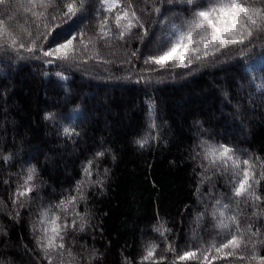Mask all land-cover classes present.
<instances>
[{"label": "trees", "instance_id": "1", "mask_svg": "<svg viewBox=\"0 0 264 264\" xmlns=\"http://www.w3.org/2000/svg\"><path fill=\"white\" fill-rule=\"evenodd\" d=\"M132 3L137 10L143 6V0ZM99 6L100 0H91V14L83 21L89 36L96 32L95 9ZM173 10L179 12L180 8ZM34 20L22 10L17 14V22L33 31ZM145 20L149 22L148 17ZM148 26L152 27L150 22ZM71 30L69 25L56 29ZM262 43L258 41L257 48ZM111 44L106 47L100 40L95 47L79 49L74 41L80 62L73 66L57 67L59 62L45 64L43 58L21 60L0 54V150L5 155L13 154L7 162L0 158V227L7 233H0V260L48 264L31 231L34 223L39 227V207L75 194L71 190L82 179V165L103 143L111 148L116 159L113 161L109 154L100 161L101 172L104 168L110 170L106 187L102 191L87 189V210L94 227L67 238L69 244L75 241L74 255L95 251L99 259L92 264H248L238 256L219 255L212 259L218 255L214 248L206 253L208 261L203 260L200 250L209 249L214 240L219 243L223 235H218L220 230L210 214L197 217L204 211L196 195L201 168L200 160L192 159L191 150L197 143L196 122L200 121L211 133L210 139L236 145L264 161L261 65L253 66L254 81L252 75L237 74L231 65L224 64L192 72L176 69V73L183 74L175 77L171 70L158 69L151 74L149 84L141 79L149 75L142 71L146 68L143 58H131V64L124 63L128 58L126 51L140 48L147 54L135 30L127 45L116 41ZM255 54L260 55L259 51ZM62 68L66 80L56 76ZM150 103L156 106L160 139L141 149L135 141L150 134ZM237 104L241 105L243 116L237 114ZM46 112H56L60 122L45 121ZM230 121L238 124L245 139L227 134ZM61 124H74L81 137L66 139L61 135ZM32 165L39 171V190L31 194L35 203L20 210L17 222L12 218L16 211L12 196ZM214 179L215 194L229 192L223 178ZM5 180L9 183L5 184ZM209 188L208 183L201 187L205 197ZM79 211L85 212L83 203ZM244 211L251 216L254 209ZM234 214L241 221L245 219L239 210H234ZM255 223L264 226V212ZM260 239L264 240V235ZM149 246L154 247L153 258L145 260ZM259 250L264 254V248ZM185 251L196 253L200 259L180 260ZM53 260H58L54 253ZM70 262L78 264L65 253L63 264Z\"/></svg>", "mask_w": 264, "mask_h": 264}, {"label": "snow or ice", "instance_id": "2", "mask_svg": "<svg viewBox=\"0 0 264 264\" xmlns=\"http://www.w3.org/2000/svg\"><path fill=\"white\" fill-rule=\"evenodd\" d=\"M90 3L91 0H0V7L3 8L0 11V54L21 60L43 58L45 64L59 62L57 67L60 64L73 66L80 62L74 41L78 42L79 49H87L89 45L95 47V42L100 40L104 41L106 47H111L112 41L127 45L135 30V36L147 54L140 48L126 51L128 58L124 63L131 64V58H143L146 68L142 71H147L149 75L141 79L149 84L151 74L158 69L171 70L175 77L183 74L176 73V69L192 72L194 69L229 64L237 74L252 75L253 81V66L259 64L264 70V43L257 48L258 41L264 42V0H143L139 10L132 0H100V6L95 9L98 23L93 36L85 32L87 25L83 23L91 14ZM177 6L179 12L173 10ZM20 10L35 18L32 21L35 31L17 22ZM145 17L149 18L151 28ZM64 25H69L72 30L56 31ZM41 27L43 31H40ZM157 31L159 35H156ZM256 51H259V56L255 54ZM64 72L62 68L56 76L66 80L68 77ZM260 91L264 96V88ZM224 95L228 97L227 92ZM76 107L78 109L79 106ZM234 108L238 115L243 116L240 104L234 105ZM155 111V104L150 103V134L135 141L141 149L160 139V124L156 123ZM44 119L60 122L56 112H46ZM196 124L197 143L191 151L192 159L200 160V182L196 195L204 205V211L198 213L197 217L210 214L216 222L215 227L220 230L218 235H223L219 243L214 240L209 249L200 250L203 260L208 261L206 253L214 248L218 255L212 256V259H217L219 255L238 256L240 260L248 261V264H264V254L259 250L264 248V240L260 239L264 235V226L258 227L255 223L256 218L264 212V161L236 145L210 139L211 133L203 128L202 123L197 121ZM61 127V135L66 139L78 140L82 135L74 124H61ZM109 154L114 161L116 156L111 148L101 143L94 155L82 165V179L76 181L71 190L75 194L70 193L55 203L40 205L39 227L34 223L31 231L37 249L43 259L48 260V264H63L65 253L78 264H92V261L99 259L95 251L87 254L82 251L74 255L72 248L75 241L69 244L67 238L94 227L90 224L91 217L87 210V189L102 191L106 187L110 170L104 168L101 172L100 161ZM12 155L2 154L0 150V158L6 162L12 159ZM38 175V168L32 165L27 168L22 182L17 184L12 196V204L16 209L13 220L18 222L20 210L35 203L31 194L39 190L36 184ZM216 177L226 181L228 193H214ZM4 183L8 184L9 181L5 180ZM204 183L210 185L207 197L201 192ZM82 203L85 206L84 213L79 211ZM247 208L254 209L251 216H247L244 211ZM234 210H239L245 219H238ZM0 233L7 235L2 227ZM153 252L154 247L149 246L143 259L151 260ZM53 253L58 260H53ZM190 258L200 259L192 251H185L179 257L182 261ZM0 264L13 262L0 260Z\"/></svg>", "mask_w": 264, "mask_h": 264}, {"label": "rangeland", "instance_id": "3", "mask_svg": "<svg viewBox=\"0 0 264 264\" xmlns=\"http://www.w3.org/2000/svg\"><path fill=\"white\" fill-rule=\"evenodd\" d=\"M159 34L160 33L157 31L156 32V35H159ZM230 126H231L230 127V132H228L227 134L234 135V136H238L241 139H245L246 138V136L244 134H242L241 132L238 131V124L237 123H234V121H230ZM222 133H223V131L221 132V134ZM223 134H225V133H223Z\"/></svg>", "mask_w": 264, "mask_h": 264}]
</instances>
